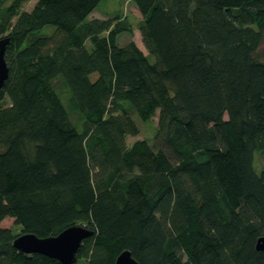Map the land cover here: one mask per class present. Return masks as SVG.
<instances>
[{"label": "trees", "instance_id": "obj_1", "mask_svg": "<svg viewBox=\"0 0 264 264\" xmlns=\"http://www.w3.org/2000/svg\"><path fill=\"white\" fill-rule=\"evenodd\" d=\"M28 1L0 0V264H63L13 240L76 224V264H264V0H133L148 54L102 0Z\"/></svg>", "mask_w": 264, "mask_h": 264}, {"label": "rangeland", "instance_id": "obj_2", "mask_svg": "<svg viewBox=\"0 0 264 264\" xmlns=\"http://www.w3.org/2000/svg\"><path fill=\"white\" fill-rule=\"evenodd\" d=\"M37 0H30L23 5V9L31 10L33 6L36 4ZM105 18V19H113L119 22L125 23L130 27V30H125L120 32L117 35V43L119 45H126L130 41H135L140 48L144 50L146 54H148V50L146 49L142 35L140 30V24L142 20V15L140 10L133 2V0H102V2L98 5V7L90 14L89 19L93 18ZM55 29V26L52 24H48L44 26L42 29L38 31V33L45 34L51 33ZM106 33V32H105ZM88 45L89 42H87ZM59 91L62 96V100L64 104L68 107V97L69 92L64 87H60ZM9 101L3 100L0 101V105H8ZM158 112L155 116H153L148 121H142L137 115H134L138 125H139V133L137 135H128L127 143L128 145L133 144L138 139H145L149 142L153 141L155 132L158 126ZM72 118L77 121L78 128L81 129V122L79 121L78 115L74 112H71ZM254 165L257 168L258 172L264 171V153L261 151H257L254 157ZM13 231L15 234L21 232V226L17 224L12 225ZM80 263H83L84 260H79Z\"/></svg>", "mask_w": 264, "mask_h": 264}, {"label": "water", "instance_id": "obj_3", "mask_svg": "<svg viewBox=\"0 0 264 264\" xmlns=\"http://www.w3.org/2000/svg\"><path fill=\"white\" fill-rule=\"evenodd\" d=\"M9 37L0 38V89L8 76L9 66L5 59ZM94 231L86 225H71L56 235L40 237L32 232H23L13 240V246L25 253H40L58 259L63 264H76L78 251L83 240L92 236ZM258 250H264V235L256 242ZM115 264H140L128 249L123 250L115 260Z\"/></svg>", "mask_w": 264, "mask_h": 264}]
</instances>
